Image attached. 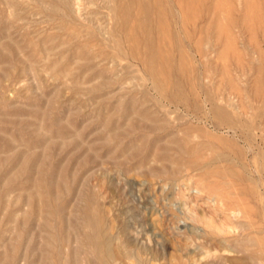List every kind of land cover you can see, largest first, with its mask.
<instances>
[{"label":"rangeland","instance_id":"1","mask_svg":"<svg viewBox=\"0 0 264 264\" xmlns=\"http://www.w3.org/2000/svg\"><path fill=\"white\" fill-rule=\"evenodd\" d=\"M169 1L0 0V264H264V0Z\"/></svg>","mask_w":264,"mask_h":264},{"label":"bare ground","instance_id":"2","mask_svg":"<svg viewBox=\"0 0 264 264\" xmlns=\"http://www.w3.org/2000/svg\"><path fill=\"white\" fill-rule=\"evenodd\" d=\"M172 3H171V2ZM169 1V3H171V4H173V1L172 0H170ZM64 2H65V0H64ZM142 3V2H141ZM178 3L180 4L181 3V0H178ZM71 4V3H70ZM72 6V8H73V4H71ZM138 5H140V2H138ZM175 5V4H174ZM62 6V5H61ZM142 8H144L145 10H148V4L147 3H142ZM76 9V8H75ZM175 9H177L178 10V8H175ZM174 9V10H175ZM66 10V9H65ZM73 10V9H72ZM62 11V10H61ZM64 11V10H63ZM67 11V10H66ZM75 11V10H74ZM118 11V10H117ZM178 11H176V13H177ZM180 12V11H179ZM178 12V15H176V16H179V14L181 15V13H179ZM72 15V14H71ZM116 15V14H115ZM147 16H148V14H146L144 17H142V19H141V21L142 22H146V18H147ZM118 17V16H117ZM175 18V17H174ZM173 18V19H174ZM178 18V17H177ZM181 18V17H180ZM119 19V18H118ZM203 19V18H202ZM202 19L200 20L201 22H203L202 21ZM116 21V20H115ZM180 21V20H179ZM152 22H153V19H152ZM175 22V21H174ZM177 22H178V20H177ZM116 23V22H115ZM152 24H154V23H152ZM175 24V23H174ZM173 24V25H174ZM123 25V24H122ZM89 26V25H88ZM120 26V25H119ZM176 26V25H175ZM178 26H179V24H178ZM126 27V26H125ZM119 28V27H118ZM153 28V27H152ZM178 28V27H177ZM95 29V28H94ZM116 29V28H115ZM121 29V28H120ZM176 29V28H175ZM178 29H180V28H178ZM182 29V28H181ZM97 31V30H96ZM119 31H121V30H119ZM152 31H154V30H152ZM183 32H184V30H182ZM182 31H181V33H182ZM185 33V32H184ZM91 34V33H90ZM121 34V33H120ZM154 34V33H153ZM156 34V33H155ZM154 34V36L156 37V35ZM186 34V33H185ZM181 35H183V34H181ZM121 36H123V35H121ZM154 37V38H155ZM185 37H183L182 39H184ZM123 39H124V37H123ZM175 40V39H174ZM176 42V41H175ZM174 42V43H175ZM155 43V42H154ZM110 44V43H109ZM127 44V43H126ZM141 45V44H140ZM143 46V45H142ZM175 46V45H174ZM125 47H126V45H125ZM173 48H175L176 49V47H173ZM155 49V48H154ZM154 49H153V51H151V52H154ZM128 51V50H127ZM183 51V50H182ZM148 52H150V51H148ZM119 53V52H118ZM145 54V53H144ZM174 54H175V52H174ZM108 55H110V54H108ZM107 55V56H108ZM120 55V54H119ZM149 55V53H147V56ZM176 55V54H175ZM178 55V54H177ZM121 56H123V55H121ZM143 56V55H142ZM177 57V56H176ZM125 58V57H124ZM126 59H128V58H126ZM141 59H142V57H141ZM177 60V59H176ZM130 61V60H129ZM134 61V60H133ZM137 61V60H136ZM139 62V61H138ZM173 62H175V61H173ZM168 62L167 61H165L164 60V64L163 65H165L166 67H168V64H167ZM176 63V62H175ZM139 65H140V63H138ZM142 64V63H141ZM174 64V63H173ZM78 65V64H77ZM149 65H150V69H151V71H152V76H153V81H154V84H155V86L158 88V90H160V92L163 94V93H168L169 91H170V89L168 88V80L166 79V70L165 69H162V63L160 62V61H158L157 59H155L154 57L153 58H150L149 59ZM176 66H177V64H175ZM141 66V65H140ZM144 67V66H143ZM141 68V67H140ZM146 68H148V67H146ZM190 68V67H189ZM174 69H176V68H174ZM144 69H142V71H143ZM150 71V70H149ZM176 71H177V69H176ZM146 72V71H145ZM145 72H144V74H145ZM175 72V71H174ZM176 73V72H175ZM176 75V74H175ZM178 76V75H177ZM150 77V76H149ZM152 80V79H151ZM181 80V79H180ZM183 80V79H182ZM181 80V81H182ZM152 81V82H153ZM184 81V80H183ZM149 82V81H148ZM151 82V83H152ZM173 84V83H172ZM153 88V87H152ZM174 88H176V86L174 87ZM182 88V87H181ZM186 88V87H185ZM175 90V89H174ZM173 90V91H174ZM153 91H154V89H153ZM178 91V90H177ZM176 92V91H175ZM178 94V93H177ZM157 95H159V94H157ZM162 96H164V95H162ZM167 96V95H166ZM170 96V95H169ZM168 96V97H169ZM177 96V95H176ZM158 98V97H157ZM156 98V99H157ZM161 99H163V98H161ZM172 99V98H171ZM166 100V99H165ZM178 100V99H177ZM195 100V99H194ZM211 100V99H210ZM209 99H208V102H210V104H211V102L213 101V100H211L210 101ZM160 101V100H159ZM158 101V102H159ZM164 101V100H163ZM191 101V100H190ZM128 102V101H127ZM157 102V101H156ZM155 102V103H156ZM157 102V103H158ZM162 101H160V103H161ZM165 102V101H164ZM163 102V103H164ZM173 102V101H172ZM205 102H207V100H205L204 101V103ZM207 102V103H208ZM168 103V102H167ZM190 103V102H189ZM188 103V104H189ZM176 104V103H175ZM194 104V103H193ZM206 104V103H205ZM126 105V104H125ZM164 105V104H163ZM177 105V104H176ZM217 104H216V101H215V105L214 104H212L210 107H208V108H210V109H212L213 110V112L215 111V112H219V111H221V108H218L217 106H216ZM219 105H222V104H219L218 103V106ZM121 106H122V103H121ZM170 106L172 107V105L170 104ZM173 106H174V103H173ZM208 106H209V104H208ZM130 107V106H129ZM155 107H157L156 105H155ZM164 107V106H163ZM175 107H177V106H175ZM178 107H179V105H178ZM183 107V106H182ZM181 106H180V108H182ZM192 107V106H191ZM223 107V106H222ZM124 108V107H123ZM125 108H127V106L125 107ZM165 108H166V105H165ZM169 108V107H168ZM207 107L205 106V109H206ZM176 109V108H175ZM183 109H185V108H183ZM209 109V110H210ZM124 110V109H123ZM126 110V109H125ZM209 110H207V111H209ZM186 111V110H185ZM191 111V110H190ZM204 111V110H203ZM195 112V111H194ZM198 112V111H197ZM210 112V111H209ZM220 113V112H219ZM190 114V113H189ZM192 114H194V113H192ZM197 114V113H196ZM196 114H195V116H196ZM199 115H200V113H198ZM211 114V113H210ZM210 114H207L208 116L210 115ZM188 115V114H187ZM191 115V114H190ZM217 115V114H216ZM215 115V116H216ZM191 116H193V115H191ZM211 117V116H210ZM219 117V116H218ZM198 118V117H197ZM215 118V120H216V117H214ZM222 118V117H221ZM234 119H235V117H233ZM212 119V118H211ZM210 119V120H211ZM222 120V119H221ZM214 121V120H213ZM236 120H234V122H235ZM215 122H217V124H218V120H216ZM233 122V121H232ZM222 125V124H221ZM225 125H227V124H225ZM215 126H217V125H215ZM215 126H214V128H215ZM228 127V126H227ZM230 127V126H229ZM231 128V127H230ZM233 128V127H232ZM164 129V128H163ZM212 129V128H211ZM245 129H243V131H244ZM242 131V132H243ZM216 132V131H215ZM245 133V132H244ZM262 150H263V148H262ZM259 154H260V151H259ZM221 155V154H220ZM258 155V154H257ZM256 155V157H259V156H257ZM263 156H264V153H263ZM216 157V156H215ZM259 158H261V157H259ZM264 158V157H263ZM214 159V158H213ZM212 160V159H211ZM260 160V159H259ZM209 161V160H208ZM225 161V160H224ZM210 162V161H209ZM260 162H261V160H260ZM208 162H206V164H207ZM242 166H240V168H241ZM262 167V166H261ZM261 169H264V168H261ZM223 170V169H222ZM231 170V169H230ZM231 172V171H230ZM244 172V171H243ZM262 172V171H261ZM219 175V174H218ZM88 220V219H87ZM98 230V229H97ZM96 230V231H97ZM95 236H96V234H95ZM95 238V237H94ZM94 242H95V240H94ZM96 244V243H95ZM95 244L93 245L92 244V246H95ZM58 248V247H57ZM93 249H94V247H93ZM59 256V255H58Z\"/></svg>","mask_w":264,"mask_h":264}]
</instances>
